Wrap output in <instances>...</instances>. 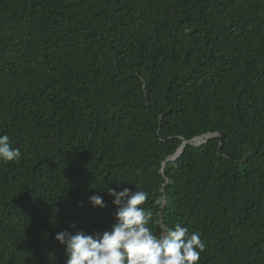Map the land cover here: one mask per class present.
<instances>
[{
    "label": "trees",
    "instance_id": "obj_1",
    "mask_svg": "<svg viewBox=\"0 0 264 264\" xmlns=\"http://www.w3.org/2000/svg\"><path fill=\"white\" fill-rule=\"evenodd\" d=\"M0 134V264H65L124 187L197 264H264V0H0Z\"/></svg>",
    "mask_w": 264,
    "mask_h": 264
},
{
    "label": "clouds",
    "instance_id": "obj_2",
    "mask_svg": "<svg viewBox=\"0 0 264 264\" xmlns=\"http://www.w3.org/2000/svg\"><path fill=\"white\" fill-rule=\"evenodd\" d=\"M19 148L13 147L6 134H0V161L20 159ZM117 206L110 228L89 234L75 221L57 232L55 239L65 247V264H197L204 243L198 232L177 222L162 235L148 226L152 212L143 207L148 193L124 187L121 191L108 188ZM93 206L105 207L103 196L88 197ZM83 207V201L79 202Z\"/></svg>",
    "mask_w": 264,
    "mask_h": 264
},
{
    "label": "water",
    "instance_id": "obj_3",
    "mask_svg": "<svg viewBox=\"0 0 264 264\" xmlns=\"http://www.w3.org/2000/svg\"><path fill=\"white\" fill-rule=\"evenodd\" d=\"M215 133L209 134V135H198L193 137L192 139H190V142L194 143V144H201L203 142H205L209 137L214 136ZM183 145L179 148V150L176 152V154L172 157L167 158L166 160L170 159V158H175L182 150Z\"/></svg>",
    "mask_w": 264,
    "mask_h": 264
}]
</instances>
